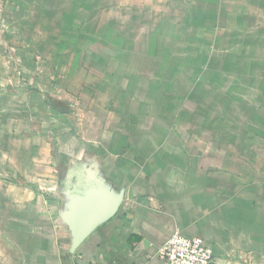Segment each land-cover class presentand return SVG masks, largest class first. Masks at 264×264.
I'll use <instances>...</instances> for the list:
<instances>
[{
  "label": "rangeland",
  "instance_id": "obj_1",
  "mask_svg": "<svg viewBox=\"0 0 264 264\" xmlns=\"http://www.w3.org/2000/svg\"><path fill=\"white\" fill-rule=\"evenodd\" d=\"M189 2L0 0V131L127 145L181 195L195 179L264 195V67L219 56L213 12Z\"/></svg>",
  "mask_w": 264,
  "mask_h": 264
},
{
  "label": "crops",
  "instance_id": "obj_2",
  "mask_svg": "<svg viewBox=\"0 0 264 264\" xmlns=\"http://www.w3.org/2000/svg\"><path fill=\"white\" fill-rule=\"evenodd\" d=\"M189 4L213 12L219 56L264 67V0ZM49 133L19 136L29 140L20 148L14 132L0 131V264H163L159 251L177 231L203 239L213 264H264V195L255 188L225 193L214 181L209 193L208 181L195 179L181 195L150 173L168 164L122 157L127 145L97 157L74 132L66 145Z\"/></svg>",
  "mask_w": 264,
  "mask_h": 264
},
{
  "label": "built area",
  "instance_id": "obj_3",
  "mask_svg": "<svg viewBox=\"0 0 264 264\" xmlns=\"http://www.w3.org/2000/svg\"><path fill=\"white\" fill-rule=\"evenodd\" d=\"M159 257L163 264H213L214 255L199 237H187L175 232L161 247Z\"/></svg>",
  "mask_w": 264,
  "mask_h": 264
}]
</instances>
